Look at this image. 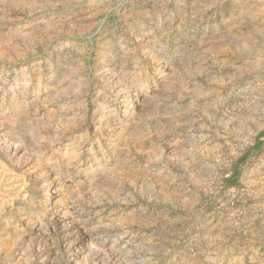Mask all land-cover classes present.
Here are the masks:
<instances>
[{"label": "rangeland", "instance_id": "obj_1", "mask_svg": "<svg viewBox=\"0 0 264 264\" xmlns=\"http://www.w3.org/2000/svg\"><path fill=\"white\" fill-rule=\"evenodd\" d=\"M263 131L264 0H0V264H264Z\"/></svg>", "mask_w": 264, "mask_h": 264}, {"label": "trees", "instance_id": "obj_2", "mask_svg": "<svg viewBox=\"0 0 264 264\" xmlns=\"http://www.w3.org/2000/svg\"><path fill=\"white\" fill-rule=\"evenodd\" d=\"M263 143H264V131L261 132L255 138L254 144L250 148H248L245 151V153L239 158L237 164H243L244 162L247 161L248 158L258 155L260 148L263 145ZM240 174H241V172L238 171L237 167H234L233 172L228 177V179H226V181H225V186L230 185V184L236 185V183L238 182V177L240 176Z\"/></svg>", "mask_w": 264, "mask_h": 264}]
</instances>
